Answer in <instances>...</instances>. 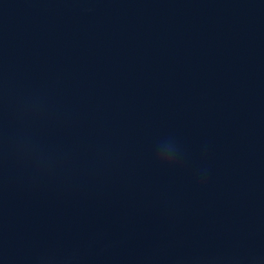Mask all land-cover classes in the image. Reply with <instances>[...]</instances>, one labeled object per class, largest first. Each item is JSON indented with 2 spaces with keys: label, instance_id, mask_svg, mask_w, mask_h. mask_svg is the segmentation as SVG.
Instances as JSON below:
<instances>
[{
  "label": "water",
  "instance_id": "95a60500",
  "mask_svg": "<svg viewBox=\"0 0 264 264\" xmlns=\"http://www.w3.org/2000/svg\"><path fill=\"white\" fill-rule=\"evenodd\" d=\"M0 264H264V0H0Z\"/></svg>",
  "mask_w": 264,
  "mask_h": 264
},
{
  "label": "clouds",
  "instance_id": "9594fccd",
  "mask_svg": "<svg viewBox=\"0 0 264 264\" xmlns=\"http://www.w3.org/2000/svg\"><path fill=\"white\" fill-rule=\"evenodd\" d=\"M160 159L166 163L172 164L175 162V149L170 148L167 153H162Z\"/></svg>",
  "mask_w": 264,
  "mask_h": 264
}]
</instances>
